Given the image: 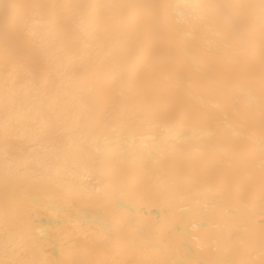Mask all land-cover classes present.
Wrapping results in <instances>:
<instances>
[{
    "label": "bare ground",
    "instance_id": "obj_1",
    "mask_svg": "<svg viewBox=\"0 0 264 264\" xmlns=\"http://www.w3.org/2000/svg\"><path fill=\"white\" fill-rule=\"evenodd\" d=\"M0 264H264V0H0Z\"/></svg>",
    "mask_w": 264,
    "mask_h": 264
}]
</instances>
